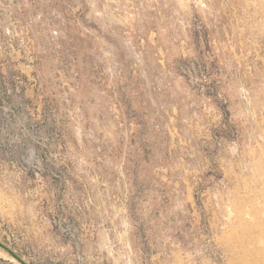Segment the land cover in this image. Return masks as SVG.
I'll list each match as a JSON object with an SVG mask.
<instances>
[{"label":"rangeland","instance_id":"rangeland-1","mask_svg":"<svg viewBox=\"0 0 264 264\" xmlns=\"http://www.w3.org/2000/svg\"><path fill=\"white\" fill-rule=\"evenodd\" d=\"M0 264H264V0H0Z\"/></svg>","mask_w":264,"mask_h":264}]
</instances>
